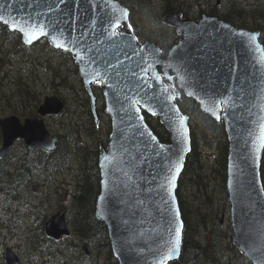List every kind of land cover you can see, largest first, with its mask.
Wrapping results in <instances>:
<instances>
[{
    "label": "water",
    "instance_id": "water-1",
    "mask_svg": "<svg viewBox=\"0 0 264 264\" xmlns=\"http://www.w3.org/2000/svg\"><path fill=\"white\" fill-rule=\"evenodd\" d=\"M220 2L216 0V4ZM56 4L57 0H0V15L4 20L21 24L37 20L49 23L52 35H59L62 31L60 39L70 48L73 46L70 42L76 41V47L82 54L87 52V56H96L101 62H122L124 70L119 78L109 71L108 76L102 73L105 82L100 83L104 112L110 119V132L106 146H100V190L94 211L95 217L107 228L110 247L118 264H154L158 249L170 238V223L173 235L176 223L182 225L176 190L190 150L189 118L175 102V98L182 95L193 99L202 113L223 123L228 140L225 187L231 239L252 264H264V189L260 178L264 147L254 152V136L249 135V132L257 133L258 117L264 116L261 110L264 105V68L257 63L258 51L259 55H264V48L259 31L236 27L208 13L191 19L182 17L179 11H168L161 20L180 37L163 52L154 42L137 39L132 28L128 27V8L119 0H108V7L105 6L106 0H65L58 6ZM113 4L118 9L127 10L128 15L115 29L122 35L109 42L105 29L113 30L107 20V15L113 13ZM49 5H54L51 12ZM115 15L120 17L121 13L117 10ZM0 23L17 32L24 45L31 46L45 39L51 47L64 50L55 46L50 36H40L27 43L22 32L13 30L10 24ZM239 33L246 35L242 37ZM252 34L256 36L254 42H250ZM67 52L77 66L97 123L98 112L92 88V84L97 82L86 83V80H92L93 68L103 65L89 67L86 62L76 59L74 51ZM148 64L153 68L145 74L141 69ZM82 68L90 74L86 76ZM130 69L135 70L138 77H146L152 86H145L137 92L134 82L129 84L132 81L128 75ZM116 70L120 71L121 65H117ZM153 71L160 76L159 81L152 78ZM181 76L184 77L183 83ZM133 92H136L135 98L140 100V104L129 108L128 103H123L124 96H131ZM226 97L231 98L230 104L217 106L215 101ZM136 107L140 108L139 112H136ZM63 108V101L51 94L45 95L37 106V116L20 119L9 114L0 117V158L17 139H22L28 149L54 151L57 136L49 131L44 118L60 113ZM142 111L158 117L169 132L168 141L159 140L145 122ZM181 116L184 117L186 143L177 131ZM148 133L156 140L153 141ZM161 145L164 146L163 151ZM105 156L109 158L107 161ZM176 163L181 167L169 197L167 187L161 188V185L165 184L164 177L171 175L169 168L175 171ZM175 213L179 214L178 217ZM64 216L65 209L61 208L45 222L47 236L59 240L69 234ZM179 253L180 246L168 261L177 258ZM4 260L5 264H19L17 255L10 248H6Z\"/></svg>",
    "mask_w": 264,
    "mask_h": 264
},
{
    "label": "rangeland",
    "instance_id": "rangeland-1",
    "mask_svg": "<svg viewBox=\"0 0 264 264\" xmlns=\"http://www.w3.org/2000/svg\"><path fill=\"white\" fill-rule=\"evenodd\" d=\"M215 1L181 0L184 10L191 17L199 15L201 10L199 7L205 12L209 11L208 4H214ZM123 2L127 7H132L133 12L129 21L137 27L142 36L156 38L164 47L170 43L168 48L178 40L174 41L171 31L169 33L159 23L166 13L163 9V0ZM240 8L244 11L242 16H245L255 9L264 8V0H221L217 12L220 14L230 12L232 15ZM261 32V39H264V30ZM13 41V38L5 41L0 38V44L5 43L4 50H12L9 57L1 62L7 77L5 79L7 84L4 87L10 90L11 94H17L15 90H18V87L14 82L20 74L26 79L30 74L34 76L32 79L36 90L41 92L40 102L45 95L54 94L60 98L64 103L63 110L58 114L46 116L44 120L52 134L66 136L70 153L66 160H62V155H57V164L48 165V169L46 167L44 170L33 169L28 175L29 179L18 175L17 171L23 140H16L6 154V159L3 158L5 160L2 167L10 174L7 175L5 171V174L1 173L3 182L15 187L1 188L0 264H5L6 248H10L17 255L19 264H114L109 257L102 234L97 237H101L100 240L82 242L80 220L78 219L76 223L77 209L72 198V192L84 168L82 162L78 161L72 142L78 140L88 146H94L98 141L108 137L109 117L103 111L102 96L94 91L98 111V122H95L94 129L86 115L83 100L87 98V93L83 90L78 72L75 73V63L44 41L28 46L26 51L17 48L16 52L13 51L15 50ZM21 59L25 60L19 62ZM2 93L0 91V117L14 114L11 109L14 99H4ZM209 140L210 143L201 141L199 144L202 152V176L196 177L194 189L185 192V204L189 208L188 229L191 236L203 245V250L198 251L197 255L200 254L199 258L208 260L210 264H215L208 256L211 253L216 255V264H252L232 242L229 203L221 186L222 171L218 163V142L213 137ZM68 143H71V147ZM30 159L32 160L31 157ZM61 208L65 209L64 217L69 234L58 241L50 238V245L48 244L42 253L40 249L45 245L42 241L45 222Z\"/></svg>",
    "mask_w": 264,
    "mask_h": 264
},
{
    "label": "trees",
    "instance_id": "trees-1",
    "mask_svg": "<svg viewBox=\"0 0 264 264\" xmlns=\"http://www.w3.org/2000/svg\"><path fill=\"white\" fill-rule=\"evenodd\" d=\"M120 1L123 4H125L123 2L124 0L123 1L120 0ZM163 1H165L166 3L165 4L163 2L164 11L167 12V11L177 10L182 12L183 15H188L186 10H184L185 8L183 7L181 0H163ZM199 8L201 9L199 11L203 12L204 9L201 7ZM208 8H209L208 12L210 14L216 15L217 17L225 21H228L235 26L249 28V29H259L261 31L264 30V8L257 10L255 9L247 13V15L245 16H242L244 11H242L241 8L237 9V11L232 15L230 14V12L228 13L225 12L223 14L218 13L217 9L213 5L211 6L208 5ZM128 9H129V15L131 16L133 9L131 6H128ZM159 23L163 25L169 31V33L171 31L172 33L171 37L173 38L174 41L178 39L179 36H176L175 31L170 26L162 23V21ZM130 25L133 29V32L140 41L151 40L164 50L168 48L170 43L169 44L167 43V45L164 47L156 41V38L142 36L138 32L137 27H135L131 23ZM0 38H3L4 41L6 39L13 38L14 40L13 43H15V50L13 49V51L15 52L17 48L23 51H26L28 49V47L25 46L20 40L19 34L17 32L10 31L2 23H0ZM40 41L46 42L45 40H40ZM3 43L0 44V91L3 92L2 97H4V99H14L15 102L11 103V109L13 110V113L18 115L19 117H25L28 115L35 116L36 107L40 103L41 92L39 90H36L35 88L36 85H34L32 79L34 78V76L29 74L28 79H26L23 78L20 74L19 78H17V81L14 82L17 84L18 87V90L17 89L15 90L17 94H11L10 90L4 87L7 84L5 80L7 77L4 66L1 65V62L4 61L7 57H9V55L11 54L10 51L12 50L5 51L4 50L5 43L4 44ZM261 43L264 47V39H261ZM59 52L65 55L73 63L72 61L73 59L67 51L59 50ZM24 60L25 59H21L19 62H22ZM75 73L77 74V69H75ZM31 81L33 82V84ZM93 89L94 91H97L99 96H101V89L98 84L93 85ZM186 101H190V103L186 104L187 103ZM175 102L178 104L182 113L187 114L189 117V136H190L191 145H190V150L186 155L182 171L178 178L177 190H176L177 203L180 212V217L182 220L180 253L177 258L168 261L167 264H210L208 260L199 258V255H197V253H199L198 251L203 250V245H200L198 240L193 238L190 234L189 231L190 225L187 218L189 208L185 204V192L188 191L189 189H194L195 188L194 182H196V177L202 176L201 172L203 169V165L201 162L202 152H201V147L199 146L200 142L205 141L206 143L207 142L210 143L209 139L213 137L218 142V152H219L218 163L221 166V171H222V173H220L222 180L221 186L223 189V193L226 196L225 169H226V160H227V151H228L227 135L224 130L222 122L214 120L207 114L201 113L200 110L198 109V105L193 100L186 98L183 99L181 97L176 99ZM83 104L84 107L86 108V115H88L89 124L92 125L94 129H96V124L91 112L88 97L83 100ZM101 105L103 108L104 104L102 101H101ZM142 114L145 122L148 124L150 129L156 134L159 140L168 141L169 133L166 130V128L163 126V124L159 122L158 117L156 115L148 114L144 111H142ZM107 125H108L107 136H108L110 130L109 122ZM65 139L67 138L64 134H58L56 150L51 153L42 150H30L24 145V143H21L22 145L21 154H20L21 160L17 165L18 175L21 174L28 178L29 177L28 175L31 174L33 169L37 168V170L38 169L44 170L45 167L46 169H48L47 168L48 165L50 166L56 165L58 160L57 155H62L63 157L62 160H66L70 152L68 151L67 142ZM107 141H108V137H105V139L98 141L94 146L93 145L88 146L86 143L78 140L72 142V144L68 143L69 147H71L72 145V147L76 149L78 161L82 162L84 167L82 169L83 171L79 180L76 182V188L72 192V198L78 213V214L76 213V223L78 222L79 219L80 220L79 224L82 225L80 226L81 228H79L80 232L83 235L82 242L89 243V242H94L98 239L100 240L101 237L100 238L97 237H99L102 234L104 237L103 241L107 245V251L110 259L114 264H118L117 260L114 258L110 250L106 226L101 220L96 219L94 215L95 199L100 190V184H99L100 175L98 168V156L100 151L99 147L100 144L105 145ZM30 157L32 158V160L30 159ZM2 162L3 161L0 160V164ZM3 169L4 168L2 167V165H0V194L2 187L4 188H7L9 186L15 187L12 184L9 185L2 181L3 179L1 173L5 171L7 175H10L7 169H4V171ZM260 177H261L262 187L264 189V148L262 151L261 161H260ZM42 240H44L45 245L41 246L42 248L40 249V252L43 253L45 247L48 244L50 245L51 239L43 233ZM208 256L212 260V263L216 264L215 253H211Z\"/></svg>",
    "mask_w": 264,
    "mask_h": 264
},
{
    "label": "snow or ice",
    "instance_id": "snow-or-ice-1",
    "mask_svg": "<svg viewBox=\"0 0 264 264\" xmlns=\"http://www.w3.org/2000/svg\"><path fill=\"white\" fill-rule=\"evenodd\" d=\"M65 0H57V4L55 6H58L60 3H64ZM106 7H108V0H106ZM54 5H49V11L51 12L53 10ZM112 9H113V13L112 15H107V20H108V24H109V28L113 29V30H107L105 29V31H107V37L106 39L109 42H113L114 38L121 36L122 33H120L119 31H116L115 29H118L120 27L121 24V20L126 18L128 13L127 10L125 9H118V6L116 5H112ZM119 11L121 13L120 17H116L115 13L116 11ZM114 20V22H113ZM0 21L4 22L5 24H10V27L13 30H19L20 32H22L26 38V42L27 43H32L33 40L38 39L40 36H50L51 37V42H53L55 44V46L57 47H62L64 48L65 51H74L75 55H76V59L81 61V62H86L88 64L89 67H91L92 65H100L102 64V67H95L92 70V80L88 81L86 80V83H91L93 81L97 82V83H101V82H105L102 80V73L103 76H108L109 71H111L117 78L120 77L121 71H123V67H122V62L117 60V64H112L111 61H107V62H101L99 60H97L96 56H87V52L85 53H81V51L79 50L78 47H76V41H71L70 43L73 45L71 48L69 47L68 43H65L63 40L60 39V37L63 35V32L61 31L59 33V35H52V33L49 31V27L50 24L49 23H45L42 21H29V22H25L24 24L21 23H17L15 21L13 22H9L7 20H4L3 16L0 15ZM102 25H103V20H102ZM93 24H95V21H93ZM130 27V26H128ZM227 27V26H225ZM101 35H103V31L101 32ZM238 35L240 36H245V33H239ZM132 39H135V37H132ZM256 39L255 34H252L250 36V42H254ZM97 43H99L100 41L97 40ZM129 47H131V45H129ZM143 48H141V52H143ZM88 51H92L91 49H88ZM135 54V53H134ZM86 56H87V61H86ZM127 58V57H126ZM257 63L264 68V55H259V51H258V58H257ZM117 65H121V70L117 71ZM139 67V65L137 66ZM169 67H171V65H169ZM152 64H148L146 68H142L141 71L145 74H147L148 72L152 71ZM82 72L85 73V75H89L90 73L87 72L85 69H81ZM128 75H130L132 77V81H129L130 85H133L134 82V87L136 88L137 92L144 88L145 86L147 87H151L152 85L148 83V80L146 77H138L137 76V72L135 70H128ZM152 78L156 81L160 80V76L157 75L154 71L152 72ZM169 79H171V77H169ZM181 82L183 83L184 81V77L181 76L180 77ZM129 91H132V87H129ZM164 91H167V89H164ZM146 94V93H145ZM189 95H193L192 92L188 93ZM136 96V92H133V94L131 96L129 95H125L124 96V101L123 103H128L129 104V108L139 105L140 104V100L135 98ZM120 102V101H117ZM203 103V101H201ZM231 102V98L230 97H226L224 100L222 101H215V103L217 104V106L221 103L223 104H230ZM136 112L140 111L139 107L135 108ZM151 110V109H149ZM209 111H212L211 108L208 109ZM261 110L264 111V105L261 106ZM109 111H111V109H109ZM155 114V113H153ZM213 115H216L215 112H213ZM219 118V117H217ZM142 119V117H141ZM138 130V129H137ZM257 133H253V132H249L250 136H254L253 139V145H254V149L253 151L256 152L259 150V148L264 147V116H260L258 117V121H257ZM178 133L180 134L181 138L184 140V142H187V137H186V129H184V117H179V128L177 129ZM144 133H141V135H143ZM149 136H151V133H148ZM151 139L153 141L156 140V138L154 136H151ZM161 151L164 150V146L161 145L160 146ZM187 150V149H185ZM160 153L158 152L157 155H159ZM182 158V157H181ZM109 158L107 156L104 157V160L107 161ZM180 167L181 165L179 163H176L174 165L175 171H172V168H169V172L171 173L170 176H165L164 180H165V184L161 185V188H164L165 186L167 187V191L169 193V197H171V189L172 187H174V181L176 179V175L177 173L180 171ZM166 203V201H165ZM175 215L178 217V213H175ZM181 227L182 225H180L178 222L176 223L175 226V230H174V235L172 234V227H171V223L168 229L169 232V240L165 241L164 244L161 245L160 249H158L156 256L157 259L154 261V264H167V261L169 259L172 258V256L178 251L179 246H180V239H181Z\"/></svg>",
    "mask_w": 264,
    "mask_h": 264
},
{
    "label": "flooded vegetation",
    "instance_id": "flooded-vegetation-1",
    "mask_svg": "<svg viewBox=\"0 0 264 264\" xmlns=\"http://www.w3.org/2000/svg\"><path fill=\"white\" fill-rule=\"evenodd\" d=\"M208 5H209V6L213 5V6H215L216 9L219 8V4H216V1H215L214 4H211V3H210V4H208ZM207 9L209 10V8H207ZM205 10H206V9H205ZM227 11H228V10H227ZM207 12H208V11H207ZM208 13H209V12H208ZM188 17H191V16H188ZM195 17H196V16H193V17H191V18H195ZM6 156H7V155H5L3 158L6 159ZM3 158H0V160H2V161L5 160V159H3Z\"/></svg>",
    "mask_w": 264,
    "mask_h": 264
},
{
    "label": "bare ground",
    "instance_id": "bare-ground-1",
    "mask_svg": "<svg viewBox=\"0 0 264 264\" xmlns=\"http://www.w3.org/2000/svg\"><path fill=\"white\" fill-rule=\"evenodd\" d=\"M164 3H165V1H163ZM166 4V3H165ZM178 7V6H177ZM258 20V19H257ZM32 102V101H31ZM33 104V103H32ZM35 104V103H34ZM24 107V106H23ZM61 137V136H60ZM65 149V148H64ZM63 149V150H64ZM47 154V153H46ZM33 156V155H32ZM63 158V157H62ZM50 161V160H49ZM23 162V161H22ZM84 163V162H83ZM23 164H25V163H23ZM1 165H2V163H1ZM3 166V165H2ZM6 168V167H5ZM3 171H4V169H3ZM83 171V170H82ZM4 173V172H3ZM5 174V173H4ZM3 179V178H2ZM1 179V180H2ZM3 181V180H2ZM11 193V192H10ZM79 212V211H78ZM78 214V213H77ZM80 215V214H79ZM85 216V215H84ZM79 218V217H78ZM92 221V220H91ZM80 226H82V225H80ZM87 227V226H86ZM81 228V227H80ZM90 228V227H89ZM87 230V229H86ZM100 232V231H99ZM90 233V232H89ZM98 234V233H97ZM48 240V239H47ZM42 241H44V240H42ZM50 241V240H49ZM199 244V243H198ZM46 250H48V249H46ZM199 256H200V254H199Z\"/></svg>",
    "mask_w": 264,
    "mask_h": 264
}]
</instances>
